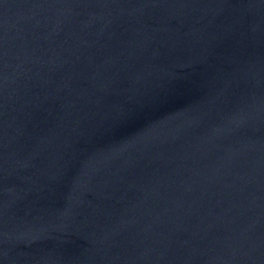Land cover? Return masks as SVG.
Returning <instances> with one entry per match:
<instances>
[{"label": "water", "instance_id": "1", "mask_svg": "<svg viewBox=\"0 0 264 264\" xmlns=\"http://www.w3.org/2000/svg\"><path fill=\"white\" fill-rule=\"evenodd\" d=\"M0 264H264V0H0Z\"/></svg>", "mask_w": 264, "mask_h": 264}]
</instances>
